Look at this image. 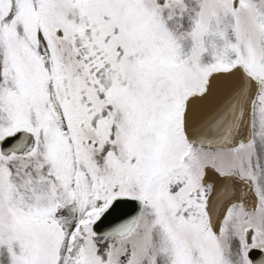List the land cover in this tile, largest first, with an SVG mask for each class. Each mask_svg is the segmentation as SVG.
Masks as SVG:
<instances>
[{
    "label": "snow or ice",
    "instance_id": "1",
    "mask_svg": "<svg viewBox=\"0 0 264 264\" xmlns=\"http://www.w3.org/2000/svg\"><path fill=\"white\" fill-rule=\"evenodd\" d=\"M0 264H264V0H0Z\"/></svg>",
    "mask_w": 264,
    "mask_h": 264
}]
</instances>
